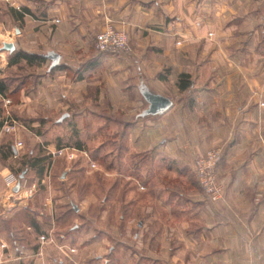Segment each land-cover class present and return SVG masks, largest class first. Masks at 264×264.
I'll return each instance as SVG.
<instances>
[{"label": "crops", "instance_id": "obj_1", "mask_svg": "<svg viewBox=\"0 0 264 264\" xmlns=\"http://www.w3.org/2000/svg\"><path fill=\"white\" fill-rule=\"evenodd\" d=\"M0 4L14 11L11 28L5 29L9 37L0 41V80L7 87L0 91V113L9 104L10 113L27 118L21 124L23 133L2 132L4 120L0 121V146H11V152L0 151V264H78L72 257L78 248L66 235L57 237L63 256L53 253V243L40 245L37 237L55 238L51 230L81 210L74 202L69 207L57 201L71 193L62 186L66 171L57 189L66 195H51L56 175L49 168L58 162L52 152L60 146L74 147L90 159L81 128L85 119L96 117L111 129H123V149L128 141L139 153L150 151L157 158L166 155L189 162L194 154L223 148L218 174L224 198L211 202L197 185L189 200L193 216L169 219L155 213L154 264H264V0H0ZM25 7L31 13H24ZM108 21L128 33L131 52L97 50L96 35ZM4 42H13L16 49L3 50ZM49 50L61 55L51 71L52 61L44 55ZM18 53L36 58L13 63ZM21 66L29 72L13 76L10 71ZM182 73L191 80L184 90L178 83ZM142 80L174 105L160 116L138 117L147 106L139 90ZM17 93L19 99L11 100ZM54 113L60 116L53 123L70 129L66 139L62 134L50 136L52 120L47 114ZM1 135L12 142H1ZM17 140L31 141L37 150L29 156L45 157L50 163L41 175L35 168L32 176L25 170V186L15 192L5 184L12 169L4 162L21 153ZM45 194L40 206L39 196L41 200ZM161 198L160 208L180 205ZM143 221L136 223L146 230Z\"/></svg>", "mask_w": 264, "mask_h": 264}, {"label": "rangeland", "instance_id": "obj_2", "mask_svg": "<svg viewBox=\"0 0 264 264\" xmlns=\"http://www.w3.org/2000/svg\"><path fill=\"white\" fill-rule=\"evenodd\" d=\"M53 21L57 22L58 18L53 19ZM108 24L114 26L110 21L107 22L106 26ZM11 25L9 5L0 4V41L9 37L5 29H10ZM210 35L212 36V33ZM214 50L216 51V49ZM219 53L221 54V51ZM10 72L13 76L14 74L16 76L17 74L26 75L29 71L21 66L20 69H12ZM18 83L19 81L13 84L16 86ZM18 94L20 93L11 96V100H18ZM6 109L5 113H0V121L4 120L5 123V121L13 118L18 124L13 131L9 132L5 131V125L3 124L2 132L12 133L20 129L23 133L24 129L21 124L24 125L23 121L27 119L24 117V113H14L13 115L10 113L9 104ZM47 115L52 120L49 124L51 129L50 136L55 137L57 134H62L66 139L70 129L67 128L65 123H62V125L53 123V120H56L60 113ZM95 121L85 119L82 123L84 126L81 128L84 138L82 143L84 148L87 149L90 159L83 155L84 152H80V150L75 148L73 153L70 148L62 155L55 156V158L59 159L55 166H52V163L47 161L48 167L50 163L49 170L53 172V175H56L52 181L55 189L51 192V195L53 197L66 195L64 192L62 194V192L57 191L59 189L58 186L62 184L60 177L66 171L67 176L63 179L62 186L65 187V190L69 189L71 193L66 195L67 198L64 201L59 200V198H57V201L60 204L66 203L69 207H71L69 203L74 202L80 206L81 210L73 213L71 219L68 218L67 221L59 222L57 227L51 230L55 238L50 236L52 238L49 237L46 240L45 238L47 237L42 234L37 237L38 242L40 245L47 243L52 245L53 243V253L59 256L62 252V245H60L57 237L60 238L59 235L62 234L66 235L69 240L68 243L78 248L76 255L72 256L78 264H154L153 256H157L158 251L154 241L151 240L154 233L153 216L155 213L162 218L169 219L170 216L174 219L183 218L186 215L193 216L194 206L190 204L189 200L193 187L200 185L195 172V157L197 154H194L191 161L185 162L184 159H174V157L166 155L163 157L161 153L159 155L162 156L159 158L153 157V152L150 151L139 153L128 141L125 143L127 149H123L121 148L123 129H111L107 125L105 126V123L99 117H96ZM23 135L21 138L24 137ZM1 136H3V141L1 140V142L9 140L11 143L13 140L9 136ZM17 141L16 146L21 147V153L14 155L12 161L4 162L10 165L12 169L4 178L5 184L9 189L15 187L18 182L21 184L20 189L25 186V183L22 182L25 174L20 177L25 170H29V174L33 175L32 168L24 165L23 160L30 159V151L32 149L36 151L37 148L33 144L30 145L31 141L29 140H26L25 144L23 140ZM62 147L69 146H60L59 148ZM20 151L18 150V152ZM46 151L48 150L46 149ZM69 153L75 154L74 157H71ZM82 156L85 157L82 158ZM64 157L70 162L65 161ZM28 175L27 177L31 179V176L29 177ZM9 176L15 177L10 185L7 184ZM218 178L224 191L223 199L225 186L219 174ZM26 189L28 191L30 188L26 187ZM167 190L168 192H166ZM31 192L32 190H29L27 195L31 194ZM171 193L173 196L170 195ZM10 194L11 196L16 195L15 193ZM160 195L162 200L174 201L180 205H174L173 209L164 205H162L163 208H160ZM46 196V194L42 196L41 200L39 196L38 202L40 206L45 201L44 198ZM222 199L215 203L220 202ZM40 206H38V210ZM45 210L47 212V209ZM59 211L58 214L60 213L59 215H61L64 209ZM140 219L145 221L143 223H146V227L148 225L145 228L146 230L140 228L136 223ZM75 226H77V229L71 231L70 228ZM157 229L158 226L156 224L155 230ZM138 233V238L135 239V235ZM5 234L2 233L4 237ZM60 242L65 244L63 239H60ZM165 244L164 246H166ZM162 251L165 253L166 250ZM163 253L161 254L162 257L167 258V254ZM61 255L63 256V254ZM70 264L75 263L71 261Z\"/></svg>", "mask_w": 264, "mask_h": 264}, {"label": "built area", "instance_id": "obj_3", "mask_svg": "<svg viewBox=\"0 0 264 264\" xmlns=\"http://www.w3.org/2000/svg\"><path fill=\"white\" fill-rule=\"evenodd\" d=\"M95 45L99 52L110 54H126L131 51L128 33L124 30L115 28L108 24L101 32L96 35ZM6 103L7 100H6ZM17 121L13 118L5 121V131H13L17 126ZM71 148V149H70ZM74 150L72 147H62L52 152V155L59 156L65 153L66 150ZM74 153V151H73ZM69 153L71 157L75 154ZM223 158V148L213 147L205 153L195 157V172L198 182L203 189L205 196L212 202H217L223 197V188L218 178V165ZM15 177L9 176L7 184L10 185ZM45 238V237H44ZM46 240L49 238H45Z\"/></svg>", "mask_w": 264, "mask_h": 264}, {"label": "water", "instance_id": "obj_4", "mask_svg": "<svg viewBox=\"0 0 264 264\" xmlns=\"http://www.w3.org/2000/svg\"><path fill=\"white\" fill-rule=\"evenodd\" d=\"M2 49L8 50L9 52H13L16 47L13 42H4ZM44 55L52 61L49 68L50 71L59 65V61L61 58V55L59 53L53 50H49ZM139 90L143 98L145 99L147 106L138 114V117L160 116L174 105V101L171 98L153 90L143 80L139 83ZM24 173H22L20 177H23ZM20 186L21 184L20 182H18L14 187V191L18 192L20 190ZM75 208L78 209L77 206H75Z\"/></svg>", "mask_w": 264, "mask_h": 264}, {"label": "trees", "instance_id": "obj_5", "mask_svg": "<svg viewBox=\"0 0 264 264\" xmlns=\"http://www.w3.org/2000/svg\"><path fill=\"white\" fill-rule=\"evenodd\" d=\"M24 13H31V10L27 7L23 8ZM12 14H14V11H10ZM24 16V14H22L21 16L19 15V18H22ZM36 58L34 56L31 55H27V54H23V53H18L15 55V59H13V63H19L21 61V59H26L29 63L32 62V59ZM179 88L181 90L187 89L190 85H191V80H190V76L187 73H182L180 75L179 78ZM4 88L6 89V84L3 80H0V91L4 90ZM2 125V122H1ZM79 147L82 148V144L78 143ZM5 147V148H4ZM1 151L3 152V154L5 152H11V146L9 144H1L0 146ZM4 148V150H3ZM123 148V147H121ZM5 151V152H4ZM46 158L45 157H41V156H31L30 159H26L23 160L24 165L30 166L31 168H35L37 169L38 173L41 175L44 170L46 169ZM33 223H34V227L36 231H39V225L37 224V221L35 220V218L33 219Z\"/></svg>", "mask_w": 264, "mask_h": 264}]
</instances>
